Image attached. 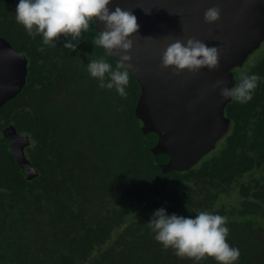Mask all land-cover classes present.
Masks as SVG:
<instances>
[{
    "label": "trees",
    "instance_id": "16d2710c",
    "mask_svg": "<svg viewBox=\"0 0 264 264\" xmlns=\"http://www.w3.org/2000/svg\"><path fill=\"white\" fill-rule=\"evenodd\" d=\"M18 3L0 0V36L27 58L25 85L0 108V264H217L157 242L148 222L160 208L227 217L234 264H264V45L233 70L235 83L242 72L261 79L250 102L226 105L230 126L215 149L189 170L162 172L168 156L152 153L155 134L135 116L138 82L130 76L121 97L87 70L94 59L117 65L94 44L95 23L75 51L63 47L70 36L46 46L16 22ZM9 124L29 137L30 179L2 136ZM234 192L235 204L215 205Z\"/></svg>",
    "mask_w": 264,
    "mask_h": 264
},
{
    "label": "water",
    "instance_id": "95a60500",
    "mask_svg": "<svg viewBox=\"0 0 264 264\" xmlns=\"http://www.w3.org/2000/svg\"><path fill=\"white\" fill-rule=\"evenodd\" d=\"M214 6L221 8L220 19L207 24L204 13ZM108 7L131 11L139 25L126 54L139 69L130 70L129 75L140 87L135 116L141 121V131L155 134L154 155L168 156L162 172L189 170L215 149L229 129L225 107L231 99L222 98L220 89L212 85L224 80L228 88L235 86L233 70L241 68L264 42V0H112ZM148 10L151 14L145 13ZM95 28L103 31L104 25L97 22ZM168 37L181 41L195 37L209 47L226 46L219 68L205 67L195 74L185 70L180 76L173 75L172 67L161 68L162 55L174 42ZM106 53L119 62V56ZM26 74L25 55L0 36V108L22 90ZM1 133L15 162L26 171L25 177L36 176L38 171L25 155L28 135L13 124Z\"/></svg>",
    "mask_w": 264,
    "mask_h": 264
},
{
    "label": "clouds",
    "instance_id": "9594fccd",
    "mask_svg": "<svg viewBox=\"0 0 264 264\" xmlns=\"http://www.w3.org/2000/svg\"><path fill=\"white\" fill-rule=\"evenodd\" d=\"M111 2L112 0H19L15 19L33 39L42 35L46 46L55 47L61 36H70L71 39L63 47L71 51L76 50L82 32H87L91 23H102L104 30L99 31L94 44L110 55L119 56V62L113 70L105 59H94L88 64L87 70L91 77L100 81V88H115L121 97H126L130 70L139 71L130 63L132 57L126 54L133 47L134 41L130 37L138 33L139 25L131 11L120 7L110 11L108 6ZM145 13L151 14V11ZM220 14L219 6L211 7L205 11L204 20L207 24H213L220 19ZM168 39H173L174 42L167 45L160 67H172L173 75L180 76L185 70L195 74L205 67L209 70L219 68L220 53L226 46L209 47L195 37H189L186 41L172 37ZM260 79L259 75L242 72L235 86L228 88L224 80H216L212 88H219L220 96L224 99L230 98L234 102L245 104L253 99ZM226 223L227 217L208 211H201L195 218H191L175 213L169 215L164 208H160L154 212L148 227L155 234L157 242L165 249H173L180 258L199 261L210 257L217 264H234L240 257V251L227 242L229 228L225 226Z\"/></svg>",
    "mask_w": 264,
    "mask_h": 264
},
{
    "label": "rangeland",
    "instance_id": "374dc122",
    "mask_svg": "<svg viewBox=\"0 0 264 264\" xmlns=\"http://www.w3.org/2000/svg\"><path fill=\"white\" fill-rule=\"evenodd\" d=\"M264 44V43H263ZM263 46V45H262ZM264 49L260 48L259 50L256 51L257 56L259 55V53L261 51H263ZM255 54V53H254ZM238 197L237 194L234 192V194L228 193V194H220L219 198L216 201V206L218 208H220L222 206V204H224L225 207L228 206H232L233 204H235V202H237Z\"/></svg>",
    "mask_w": 264,
    "mask_h": 264
},
{
    "label": "flooded vegetation",
    "instance_id": "af4514ba",
    "mask_svg": "<svg viewBox=\"0 0 264 264\" xmlns=\"http://www.w3.org/2000/svg\"><path fill=\"white\" fill-rule=\"evenodd\" d=\"M263 43H264V42H263ZM263 43H262V44H263ZM263 45H264V44H263Z\"/></svg>",
    "mask_w": 264,
    "mask_h": 264
}]
</instances>
